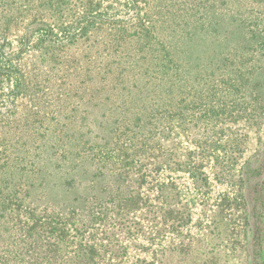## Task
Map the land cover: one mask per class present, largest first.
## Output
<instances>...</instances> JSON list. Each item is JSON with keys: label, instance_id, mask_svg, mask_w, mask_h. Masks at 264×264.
I'll return each instance as SVG.
<instances>
[{"label": "rangeland", "instance_id": "1", "mask_svg": "<svg viewBox=\"0 0 264 264\" xmlns=\"http://www.w3.org/2000/svg\"><path fill=\"white\" fill-rule=\"evenodd\" d=\"M133 1L0 0V165H5L0 170V182L6 172L10 176L22 172L26 164L43 163L38 160L35 144L43 150L62 138L61 148L68 159L63 173L53 171L48 180L60 185L76 167L75 174L82 182H75L74 188L65 192L61 190L73 205L83 196L101 197L117 188L126 197H134L136 204L129 211L106 213L95 225L64 227L57 259L61 264H85L86 253L91 264H264V124L257 131L232 127L217 136L214 144L195 141L199 136L185 128L165 131L160 124L159 130H163L157 141L161 148L153 150L148 159L126 160L123 155H115L110 164L103 162L105 167L91 161L97 156L88 149L96 140V126L92 116L82 119L83 88H97L100 68L113 60L120 63L121 54L103 46V41L112 40L107 35L109 29L95 31L85 40L84 27L91 17L133 23L138 10L132 8ZM195 1L199 5L218 2ZM237 1L240 3L229 0L218 14H213L214 18L207 19L211 26L204 31L209 33L200 37L195 48H184L183 41L176 43L172 36L166 37L167 45L175 47L181 56L195 53L200 58L203 51L212 55L210 45L201 42L215 39V23L222 26L238 21V14L245 16L252 8H260L251 0ZM232 5L233 17L227 12ZM154 19L159 22L156 15ZM243 32L240 28L233 35L220 34L219 42L224 38L228 42ZM140 49L131 40L123 53L127 55V50L138 59ZM120 67L127 69L122 64ZM86 75L96 79L88 83ZM85 80L88 84L82 83ZM77 104L79 108L72 114ZM71 115H75L73 121ZM80 133L78 140L86 144L78 155L73 136ZM232 140L236 144L231 145ZM24 142L27 145L23 146ZM235 155L239 165L230 173L229 159ZM118 167L129 178L128 183L114 176ZM28 175L39 181L36 174ZM240 177L241 190L237 183ZM241 192L247 203L244 208L238 199Z\"/></svg>", "mask_w": 264, "mask_h": 264}, {"label": "trees", "instance_id": "2", "mask_svg": "<svg viewBox=\"0 0 264 264\" xmlns=\"http://www.w3.org/2000/svg\"><path fill=\"white\" fill-rule=\"evenodd\" d=\"M215 1L218 2L213 5H199L195 0H135L132 8L138 10L133 23H115L97 17L88 19L84 27L87 31L85 40H89L95 31L101 33L109 29L107 35L112 40L103 41V46L121 54L120 63L114 64L113 60L100 68L102 71H99V80L95 83L97 88H83L85 101L82 105L78 103L83 106L80 108L84 113L82 119L88 120L92 116L96 126V140L88 149L97 156L91 161L110 164V158L115 155H123L126 160L148 159L153 150L161 148L157 141L163 130H159L160 124L165 126V131L178 126L190 130L193 136H199L194 140L202 144H214L217 136L224 135L223 132L227 133L232 127L236 129L238 125L257 131L264 124V0H251L260 8H252L245 16L238 14V21L222 26L214 24L212 36L215 39L206 43L205 38L201 42L210 45L212 55L207 56L203 51L200 58L195 53L181 56L175 47L167 45L166 37L172 36L176 43L183 41L184 48H195L200 37L209 33L204 31L211 26L207 19L214 18L213 14H218L220 8L229 2ZM139 7L144 9L142 13H139ZM233 8L234 5L227 9L230 15ZM154 15L159 17V22L155 21ZM240 28L244 32L239 37L228 42L224 38L219 42L220 34L233 35ZM131 40L141 46L138 59L135 54L133 58L128 55L127 50L124 51L127 55L123 53V48ZM86 76L88 83L96 79ZM114 97L118 99L113 100ZM140 101L143 104L139 106ZM78 104L71 109L72 114L79 108ZM69 119L73 121L75 115ZM73 137V148L79 155L86 143L78 140L81 133ZM61 141L62 138L55 139L43 150L35 144L39 149L38 160L43 163L39 166L26 164L21 168L22 172L16 171L10 176L6 172L7 179L0 182V264H61L57 259H60V233L64 227L77 225L85 228L101 222L112 210L135 208L134 197H126L118 188L101 197L83 196L77 205L63 196L62 191L74 188L73 184L80 180L75 174L76 167L67 174L69 179L61 177L60 185L48 180L53 171L63 173L62 167L68 159ZM27 143L24 142L23 146ZM233 144L236 142L232 140ZM229 160L231 173L233 167L239 165V157L235 155ZM32 173L38 176V182L28 175ZM116 174L117 180L128 183L129 178L119 171V167ZM237 183L241 190L242 177ZM56 193L58 195L54 196ZM238 199L244 208L247 203L242 192ZM84 218H88L87 223ZM247 222L248 217L244 218L245 225ZM94 254L92 251L91 255ZM86 255L85 264L93 263Z\"/></svg>", "mask_w": 264, "mask_h": 264}]
</instances>
